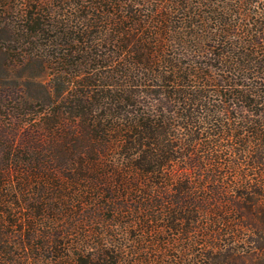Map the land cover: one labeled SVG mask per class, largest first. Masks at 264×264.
<instances>
[{
	"label": "trees",
	"instance_id": "obj_1",
	"mask_svg": "<svg viewBox=\"0 0 264 264\" xmlns=\"http://www.w3.org/2000/svg\"><path fill=\"white\" fill-rule=\"evenodd\" d=\"M0 264H264V0H0Z\"/></svg>",
	"mask_w": 264,
	"mask_h": 264
},
{
	"label": "rangeland",
	"instance_id": "obj_2",
	"mask_svg": "<svg viewBox=\"0 0 264 264\" xmlns=\"http://www.w3.org/2000/svg\"><path fill=\"white\" fill-rule=\"evenodd\" d=\"M6 35L0 23V83L12 81L21 83L28 107L30 105L38 111L48 108L50 100L60 93L55 84L50 81V68H47L39 59L26 57L21 60L12 55L7 50L10 43Z\"/></svg>",
	"mask_w": 264,
	"mask_h": 264
}]
</instances>
